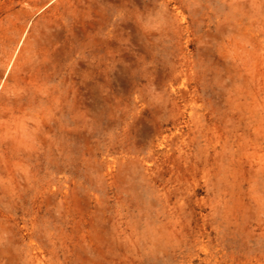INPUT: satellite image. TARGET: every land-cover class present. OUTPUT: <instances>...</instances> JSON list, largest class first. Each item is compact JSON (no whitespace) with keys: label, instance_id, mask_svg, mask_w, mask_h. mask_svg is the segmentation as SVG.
<instances>
[{"label":"rangeland","instance_id":"obj_1","mask_svg":"<svg viewBox=\"0 0 264 264\" xmlns=\"http://www.w3.org/2000/svg\"><path fill=\"white\" fill-rule=\"evenodd\" d=\"M0 264H264V0H0Z\"/></svg>","mask_w":264,"mask_h":264}]
</instances>
